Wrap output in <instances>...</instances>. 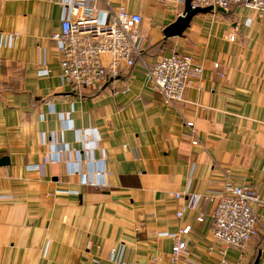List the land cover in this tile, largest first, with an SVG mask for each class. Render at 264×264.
Wrapping results in <instances>:
<instances>
[{
    "label": "crops",
    "instance_id": "0c3cea01",
    "mask_svg": "<svg viewBox=\"0 0 264 264\" xmlns=\"http://www.w3.org/2000/svg\"><path fill=\"white\" fill-rule=\"evenodd\" d=\"M84 6L110 22L121 7L142 15L144 40L120 77L73 90L51 37ZM184 10L157 0H0V264H115L114 246L126 263L174 264L179 240V264H264V206L244 249L213 235L224 171L264 201V14L237 4L166 37ZM173 52L203 68L176 104L148 76Z\"/></svg>",
    "mask_w": 264,
    "mask_h": 264
},
{
    "label": "built area",
    "instance_id": "2783aa9c",
    "mask_svg": "<svg viewBox=\"0 0 264 264\" xmlns=\"http://www.w3.org/2000/svg\"><path fill=\"white\" fill-rule=\"evenodd\" d=\"M162 4H185L186 0H157ZM243 4L264 14V0H192V7H221L229 9L234 5ZM75 8L77 6L74 5ZM95 6H84L83 16L73 20L72 16H64L61 32L52 35L57 50L60 52L63 83L73 90H82L93 86L103 87L121 76L122 72L135 64L134 56L142 46L144 37L139 33L138 26L142 15L121 7L114 15V21L107 19V14L96 13ZM72 11V10H71ZM72 14L75 11L71 12ZM231 40L235 39L231 35ZM46 72L44 61L40 63ZM218 63L215 67H218ZM202 65L190 54L173 52L161 56L149 70L151 85L161 93L168 103L176 104L185 100L187 88L193 76L201 75ZM127 88V87H126ZM191 132L195 134L193 125ZM193 143L197 144L195 138ZM61 152L64 149H59ZM45 163L54 162L46 157ZM30 170H38V165L28 166ZM222 191L216 196L213 213V235L225 248L244 249L248 242L257 234L258 216L255 209L263 207L264 201L253 187L235 183L229 171L223 172ZM180 197L181 194H176ZM199 196L194 194L190 206L197 205ZM183 211L177 212L180 217ZM203 220V216L199 217ZM191 227L185 226L183 233ZM186 248V242L179 240L172 251V262L179 264ZM224 248V249H225ZM119 246L112 249V260L115 264L126 263L120 258ZM151 264H160L158 257Z\"/></svg>",
    "mask_w": 264,
    "mask_h": 264
},
{
    "label": "water",
    "instance_id": "95a60500",
    "mask_svg": "<svg viewBox=\"0 0 264 264\" xmlns=\"http://www.w3.org/2000/svg\"><path fill=\"white\" fill-rule=\"evenodd\" d=\"M214 10L225 11L224 8L213 6L207 7H192V0H186L185 2V10L183 14L178 16V18L171 24H169L164 29V34L166 37H175V36H183L184 32L191 26V22L193 18L198 14H205L212 12ZM7 160H0V164H6Z\"/></svg>",
    "mask_w": 264,
    "mask_h": 264
}]
</instances>
